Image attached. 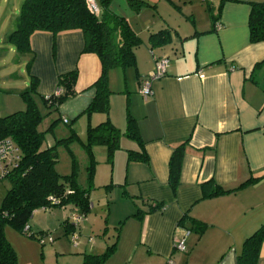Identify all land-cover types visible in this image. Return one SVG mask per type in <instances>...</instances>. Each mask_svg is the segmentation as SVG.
Returning <instances> with one entry per match:
<instances>
[{
	"label": "crops",
	"instance_id": "crops-1",
	"mask_svg": "<svg viewBox=\"0 0 264 264\" xmlns=\"http://www.w3.org/2000/svg\"><path fill=\"white\" fill-rule=\"evenodd\" d=\"M194 1L134 0L131 6L127 0L136 27L109 5L125 18L141 43L134 51L135 68L109 71L108 115L82 114L94 96L91 85L99 76L100 60L93 53L82 52L81 31L55 37L35 32L30 37L31 51L26 53H18L8 43V60L21 54L16 58L17 68L24 67L26 77L16 80L18 76L11 71L14 65H8L7 75H0V113L24 109L19 94L29 82V61L30 74L38 79V93L45 97L56 92L58 74L78 70L77 94L52 113L59 119L57 124L68 129H57L56 124L51 135L46 132L44 148L75 134L78 140L69 146L72 151L83 149L87 126L106 118L122 133L111 165L104 146L92 147L97 171L100 164L111 170L122 165L123 169L122 176L118 173L115 205L109 208L117 223H123L118 231L122 239L101 264H168V260L173 264H235L241 242L264 223V41H250L247 23L251 3L264 0H200L205 2L204 9ZM143 6L155 8L156 21L142 20ZM16 19L15 14H8V32L0 34L3 43ZM216 22L218 29L214 28ZM160 30L168 31L169 40L152 47L148 38ZM161 55L169 59L167 73L152 82V94L144 98L139 93L140 80L153 68L154 57ZM4 66L3 61L0 68ZM128 116L135 120L137 140L124 134ZM184 142L179 185L173 191L168 183V162L173 148ZM129 151L141 154L130 160ZM250 177L257 180L239 187ZM110 179L113 183L112 173ZM209 180L235 190L203 198L202 184ZM128 199L132 205L127 209L124 202ZM146 202L163 203L164 207L143 214L142 219L133 216L138 208L146 211ZM74 213L70 205L33 211L29 228L36 236L49 233L53 237L49 246L5 226L4 235L17 263L84 264L85 255L104 253L112 242L108 235L112 232L95 234L94 230H101L93 228L91 217L75 225L71 220ZM197 223L206 225L201 234L193 230ZM185 229L190 230L186 250L179 251L174 243ZM259 255L257 264H264V244Z\"/></svg>",
	"mask_w": 264,
	"mask_h": 264
},
{
	"label": "trees",
	"instance_id": "trees-1",
	"mask_svg": "<svg viewBox=\"0 0 264 264\" xmlns=\"http://www.w3.org/2000/svg\"><path fill=\"white\" fill-rule=\"evenodd\" d=\"M112 0H99L100 14H91L84 0H23L15 22V28L7 35L10 43L18 53L31 51L30 37L35 32H49L54 37L63 32L79 30L84 37L82 52L93 53L100 60V73L91 87L94 96L83 113L108 115L109 96L111 94L108 74L113 68L136 67L135 49L141 40L121 17L109 8ZM134 0H128L132 6ZM249 39L251 42L264 41V1L252 2L248 17ZM168 31L160 30L150 34L148 40L152 47L168 42ZM31 61L27 64L29 73L28 85L20 92L25 107L4 116H0V140L10 139L19 151L16 165L2 178L7 179L9 188L0 204V264H18L14 249L4 235V227L10 226L22 233L34 210L38 208L72 206L77 214L84 217L90 211L89 194L95 170V158L92 147L96 145L106 148V161L112 164L115 151L119 148L122 133L115 128L108 118L102 123L86 129L85 140L81 141L87 157L88 186L82 187L77 180V167L72 159L71 171L61 175L56 171L58 161L57 145L69 149L72 141L78 140L75 134L56 140L51 147L44 148V136L57 124L55 119L46 131H40L43 119L58 110L60 104L74 97L78 70L76 68L57 75L56 88L59 91L47 97L38 93V79L30 74ZM126 136L139 139L135 120L128 116ZM187 142L173 148L168 162V183L173 191L179 185L180 170ZM70 150V149H69ZM71 152V151H70ZM136 151L128 152V159L139 158ZM146 160V157L142 158ZM257 180L250 177L239 187ZM111 185H106L108 188ZM238 187V188H239ZM235 189H224L209 180L202 184V197H214L233 192ZM50 196L59 200L51 205ZM146 211L137 209L133 216L142 219L143 214L162 210L163 203H144ZM182 218L181 221H183ZM180 221V222H181ZM179 222V223H180ZM206 228L204 223L193 225V230L201 234ZM110 244L101 255H85L84 264H101L114 251L118 239ZM235 264H257L260 249L264 244V223L241 242Z\"/></svg>",
	"mask_w": 264,
	"mask_h": 264
},
{
	"label": "rangeland",
	"instance_id": "rangeland-1",
	"mask_svg": "<svg viewBox=\"0 0 264 264\" xmlns=\"http://www.w3.org/2000/svg\"><path fill=\"white\" fill-rule=\"evenodd\" d=\"M22 2H23V0H0V34H2V32H5V33L8 32V14L9 15L15 14V17L18 16L19 9H20ZM194 2L198 3L201 7H203V9L205 8V2H201L200 0H195ZM97 4H98V6H100L99 0H97ZM110 4H111L115 13L120 14V15L124 14L126 17H129L130 24L132 26L136 27L135 21L133 20L134 11H132L128 7L127 0H112L110 2ZM179 6H182V4H179ZM142 8L145 9L143 11V14H142V20L148 19V18L150 20V18H151V22L156 21L158 16L156 15L155 8H149V7L146 8L144 6ZM173 11L178 12L179 9L174 8ZM0 47H1L0 54L2 55V58H0V63L3 61L6 63V66L0 68V75H7L8 74V65L9 66L14 65L15 68L12 69L11 71H13L12 73H14L15 75L18 76L19 79H16V80L19 81L22 75H23V77H26L24 67L19 66V68H17L19 61L16 58L22 57L21 54H18V53L15 54L16 55L15 60H13V56H14V54H13L10 56V58L8 60L7 38H5V42L3 43V41L0 37ZM0 104H1V100H0ZM13 110H16V109H13ZM0 114L6 115L8 113H0ZM53 120H55V119H54V116L52 115V113L49 114L48 116H46L43 119L42 123L39 125V127H38L39 130L45 129L44 131H46L48 129V127H50V124L52 123ZM55 127H56V125L51 129V131L47 130V132H48L47 134L51 135L53 133V130H56ZM59 128L60 129H68L62 123L57 124V129H59ZM69 149H67L63 145H57L56 151H57V155H58V162H57L56 171L58 173L60 172L61 175L64 173L70 172L71 166H72V159H74L76 167H77L78 183L82 187H87L88 186V177H87V168L86 167L88 164V157H87L85 151L81 148H77V150L72 151V148L69 146ZM94 160H95V170H94V176L92 178V186L90 187L91 189H90V194H89V199H90V203L92 204V206H91L90 211L85 216V218L91 217L94 220L93 221V223H94L93 228H97V229L101 230V231L94 230L96 232L95 234H101V232L104 230L111 231L113 234L109 233L108 235L112 237V242H111V244H112L114 241H116V235H117L118 228H120V232H121V229L123 227V225H122L123 223H117L118 221H117L116 217L114 216L113 211L109 212V208L110 207L113 208L112 206H114L115 202H116L114 199L116 198V195H115L116 189L115 188L118 186L117 185L118 173L120 176H122L123 169H122V165H121V168H120V166L116 165L115 169L113 168V170H111L106 164H100L99 165V171H97V168H96L97 167V160H96V158ZM111 173H112V179H113L112 182L113 183H111V179H110ZM97 182H99V183H97ZM106 184L111 185L112 186L111 189L106 188L105 187ZM8 188H9L8 180L6 178L0 179V204H1V201H2L3 197L5 196ZM109 192L112 195L109 196ZM100 193L104 194V195L100 196ZM105 195L107 197H105ZM124 203L127 206L129 205V207H126L127 209L130 208L132 205L131 200H129V199L126 200ZM127 225L125 226V229H126ZM122 236L123 235H121V237ZM119 237H120V233H119ZM119 237L117 239V242H120L122 239V238L119 239ZM191 238H192V236H191ZM52 239H53V237H52ZM45 243L49 246L50 242H49L48 238L46 239Z\"/></svg>",
	"mask_w": 264,
	"mask_h": 264
},
{
	"label": "built area",
	"instance_id": "built-area-1",
	"mask_svg": "<svg viewBox=\"0 0 264 264\" xmlns=\"http://www.w3.org/2000/svg\"><path fill=\"white\" fill-rule=\"evenodd\" d=\"M86 7L88 11L98 16L100 14V7L97 4V0H84ZM204 1V0H202ZM220 27L219 24L214 23V28L218 29ZM169 59L165 55L154 57V63L153 68L151 71H149L145 76H143L140 80V86H139V93L144 97L147 98L152 94L151 90V84L152 82L159 80L163 78L168 69ZM59 91L56 90V94ZM66 121V120H65ZM19 159V151L13 141L10 139H3L0 140V179L4 178L8 172L16 165L17 161ZM51 205H55L59 203V200L56 199L53 196H50L48 198ZM84 216L74 213L71 215V220L74 222V224H78L81 221H83ZM22 234L27 237H35L39 244L43 245L46 242V239L48 238L49 242H52L53 239L49 233H42L38 236H36V233L31 231L29 228V225L26 224L22 229ZM190 230L185 229L182 235L175 240L174 248L179 251H185V240L186 237L189 235ZM76 234L72 236V240L74 241L76 238ZM168 264H173L171 260H168Z\"/></svg>",
	"mask_w": 264,
	"mask_h": 264
}]
</instances>
